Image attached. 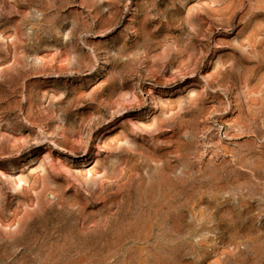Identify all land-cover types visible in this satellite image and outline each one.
Instances as JSON below:
<instances>
[{"label": "rangeland", "instance_id": "obj_1", "mask_svg": "<svg viewBox=\"0 0 264 264\" xmlns=\"http://www.w3.org/2000/svg\"><path fill=\"white\" fill-rule=\"evenodd\" d=\"M0 264H264V0H0Z\"/></svg>", "mask_w": 264, "mask_h": 264}]
</instances>
